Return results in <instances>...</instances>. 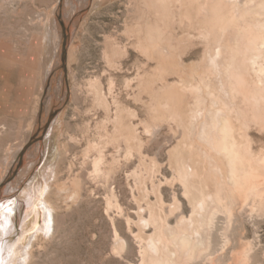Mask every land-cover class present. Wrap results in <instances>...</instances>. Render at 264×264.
<instances>
[{
  "label": "rangeland",
  "instance_id": "1",
  "mask_svg": "<svg viewBox=\"0 0 264 264\" xmlns=\"http://www.w3.org/2000/svg\"><path fill=\"white\" fill-rule=\"evenodd\" d=\"M145 1L0 0V51L11 48L33 68L0 54V63L31 85L33 96L21 112L0 113V177L10 168L15 173L0 191V204L15 201V228L7 236L18 246L13 264L26 255L22 264H141L145 252L154 254L146 248L151 234L155 242L161 235L163 242L156 244L168 253L165 237L192 214L180 163L204 166L208 175L220 177L207 158L208 152L215 155L206 142L215 112L209 92H218L219 85L199 32L203 0H168L164 21L173 51L152 52L139 40L155 18ZM182 2L192 10V23L182 20ZM70 20L65 83L54 64L60 61L61 22L68 26ZM42 108L56 111L47 112L52 124L34 139ZM248 123L244 130L253 150L264 154V124ZM50 184L55 224L47 235L42 224ZM27 186L40 188L29 207ZM238 206L243 215L218 217L214 239L220 245L228 238L233 246L245 227L249 239L259 234L263 250V211Z\"/></svg>",
  "mask_w": 264,
  "mask_h": 264
},
{
  "label": "bare ground",
  "instance_id": "2",
  "mask_svg": "<svg viewBox=\"0 0 264 264\" xmlns=\"http://www.w3.org/2000/svg\"><path fill=\"white\" fill-rule=\"evenodd\" d=\"M177 1L181 2L182 0ZM167 2L168 0L145 1L149 14L155 15L154 19L151 18L147 21L144 26L145 35L139 39L140 47L145 51H173L171 50V42L168 39V26L164 21L167 18ZM182 4L183 6L180 8L182 20L192 23V19L194 18L192 10H190L189 6H184V2ZM197 13L201 17V20H198V24H200V36L206 42L205 57L207 58L209 68L212 71H216L215 75L218 78L216 80H218L219 85L218 92H216L217 90L209 92L212 96L211 107H215V110L212 108L215 112L211 116L210 125L212 130L210 131V137L206 140L215 155H211L208 152V156H205L210 159L211 166L215 170L217 169L220 177L215 178L210 174L208 175L204 166L189 165L187 163L189 168H186L184 160H181L180 164L182 168L179 169L182 170L184 178L183 176L180 178H183L185 191L192 195L190 199L192 200V214L188 219L181 218L183 225L178 224L171 233V237L168 239L165 237L166 240L163 239L167 245L171 246V249L167 250L169 247L163 243L167 247L168 253H162L163 245H161L162 250L160 252L156 244H161V235L158 237L161 241L155 242L156 239L154 240L151 234V239H148L146 248L153 250L154 254H147L145 252V255L142 256L141 264H264V249L261 250V237H259V234L254 235L253 239H249L248 232L246 231L247 228L245 229L244 227L238 243H233V246H231L232 244L228 238L222 237L223 243H219L220 245L214 239L215 231L218 230L216 229V227L218 228L216 225V223L218 224V217L224 214L222 217L228 216L230 219H235V215L239 216L236 213L239 204L244 205L243 208H245V205L250 206V204L257 206L258 211H263L262 213L264 214V154L257 155L255 153L252 148L251 139L244 130L246 126L250 125L249 121H253L255 124H264V0H203L199 5ZM139 35L141 36L142 34ZM5 48H7V51H4L5 53L0 51V54L2 53L7 60L16 63V65H22L29 71L33 69L31 68L32 64L24 57L15 58L14 50L12 51L11 48L6 46ZM59 64L60 61L54 64L56 71L59 69ZM0 81H2L0 89V113H4L2 114L4 116L5 112L9 110L13 111V113L21 112L20 110L31 100V85L24 84V81L21 82L17 75L11 72L10 69H7V66L3 63H0ZM197 87L199 88V86ZM220 96H223V98L220 99ZM65 97L67 96L65 95ZM170 98L169 102L173 101L174 95L171 94ZM51 103L49 104L52 105ZM49 108V110L52 109L51 107ZM42 111L36 130L34 128V139L43 136L42 134L52 124L50 123V119L56 110L52 114L47 111L51 114L50 119L49 117L47 118L45 108H42ZM174 112L175 110L173 109ZM3 125L2 129L6 128ZM119 126V133H122L123 125L119 124ZM21 152H24V149ZM98 163L96 166H98ZM96 168L98 169L99 167ZM14 174V170L11 168L2 174L0 177V191L10 182ZM33 184L34 181L29 183L31 186ZM11 185L13 188L14 184ZM48 186L50 189L44 203L46 222L45 225L42 224L44 226L42 229L47 235L55 224V206L49 199L51 184ZM26 189H29L27 196L29 207L33 203L32 198L36 195V191L40 193V188L34 191L32 187L28 188L27 186ZM13 202L15 201H7L6 204H0V264H13V253L16 252V248L18 247L15 245V242L10 244L11 240L7 237L12 232L13 227L15 228ZM35 211L37 212V210ZM239 211L237 212L239 213ZM243 211V209L240 211V215H243ZM156 218L154 217L153 219L155 220ZM230 219L227 220L225 218L229 226L233 223ZM24 225L22 229H24ZM232 226L230 228H233ZM221 231L225 232L227 229ZM224 232H221V236H223V233L225 237L226 232ZM229 243L231 247H229ZM14 246H16L15 249H13ZM227 254L230 255L229 258H226ZM27 259L26 255L19 259L18 264H22Z\"/></svg>",
  "mask_w": 264,
  "mask_h": 264
},
{
  "label": "water",
  "instance_id": "3",
  "mask_svg": "<svg viewBox=\"0 0 264 264\" xmlns=\"http://www.w3.org/2000/svg\"><path fill=\"white\" fill-rule=\"evenodd\" d=\"M62 28H63V40L61 43V53H60V64L59 69L62 72L63 81L67 82V66H66V60H67V46H68V32L69 27L71 26V20L68 21V26L64 24V22H61ZM67 87V85H65ZM52 119V118H51ZM50 119V121H51Z\"/></svg>",
  "mask_w": 264,
  "mask_h": 264
}]
</instances>
